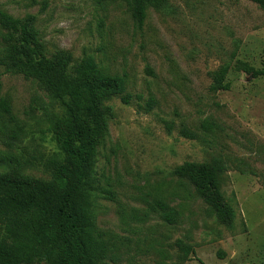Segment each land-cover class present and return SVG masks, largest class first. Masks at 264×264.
<instances>
[{
  "label": "rangeland",
  "instance_id": "374dc122",
  "mask_svg": "<svg viewBox=\"0 0 264 264\" xmlns=\"http://www.w3.org/2000/svg\"><path fill=\"white\" fill-rule=\"evenodd\" d=\"M0 9L21 21L35 16L47 56L89 55L125 80L132 99L103 101L107 133L92 156L99 191L91 212L108 242L105 264L175 263L178 239L193 249L184 264H264V75L251 73L264 71V10L250 0H166L139 24L129 0H0ZM16 40L0 26V54ZM224 66L226 89L211 91ZM0 98L10 106L0 116V173L51 179L43 158L59 152L47 130L57 103L37 80L1 67ZM182 127L196 138L180 136ZM185 161L224 164L231 226L171 175ZM158 201L172 223L154 210Z\"/></svg>",
  "mask_w": 264,
  "mask_h": 264
},
{
  "label": "trees",
  "instance_id": "16d2710c",
  "mask_svg": "<svg viewBox=\"0 0 264 264\" xmlns=\"http://www.w3.org/2000/svg\"><path fill=\"white\" fill-rule=\"evenodd\" d=\"M250 1L264 10V0ZM165 2L129 0L131 16L142 24L148 6L159 9ZM34 20L30 15L21 21L0 9V26L17 36V42L3 48L0 67L3 73L37 80L57 103L58 111L51 114L47 130L59 152L43 158L45 169L51 173L49 180L0 173V264H105L108 242L91 212L92 197L99 191L92 156L96 143L107 133L108 110L103 101L118 96L129 104L132 97L124 78L101 70L92 56L76 62L62 50L47 56ZM226 69L221 67L212 74L211 91L226 89ZM251 73L264 75L262 70ZM153 105L150 98L145 110ZM9 114L8 101L0 98V116ZM166 126L171 130V123ZM201 127L208 130L211 125L204 121ZM179 135L196 138L186 127ZM3 160L0 156V163ZM224 168L219 161H185L170 173L188 180L218 222L231 226L236 214L220 188ZM154 210H159L166 222H173L172 210L165 203L156 202ZM175 245L180 253L178 261L169 264H184L193 249L180 239Z\"/></svg>",
  "mask_w": 264,
  "mask_h": 264
}]
</instances>
